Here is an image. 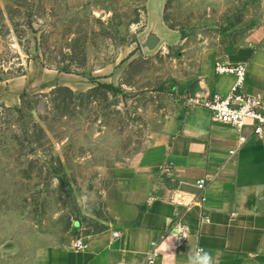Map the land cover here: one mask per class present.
<instances>
[{
    "label": "rangeland",
    "instance_id": "1",
    "mask_svg": "<svg viewBox=\"0 0 264 264\" xmlns=\"http://www.w3.org/2000/svg\"><path fill=\"white\" fill-rule=\"evenodd\" d=\"M256 5L1 2L0 94L16 104L0 103V264L107 228L114 169L160 136L202 60L235 49Z\"/></svg>",
    "mask_w": 264,
    "mask_h": 264
},
{
    "label": "crops",
    "instance_id": "2",
    "mask_svg": "<svg viewBox=\"0 0 264 264\" xmlns=\"http://www.w3.org/2000/svg\"><path fill=\"white\" fill-rule=\"evenodd\" d=\"M150 3L159 10L164 0ZM256 4L235 49L212 51L202 60L190 99L229 91L234 77L213 71L214 61L223 58L246 65L244 90L264 105V0ZM0 103L16 101L0 94ZM236 143L234 130L213 121L208 108L176 104L153 144L112 172L107 228L82 238L84 249L76 250L73 242L42 246L18 264H142L152 253L153 264H188L190 249L197 247L217 264H264V138L250 137L230 156ZM201 178L203 189L197 186ZM177 237L172 255L162 245Z\"/></svg>",
    "mask_w": 264,
    "mask_h": 264
},
{
    "label": "built area",
    "instance_id": "3",
    "mask_svg": "<svg viewBox=\"0 0 264 264\" xmlns=\"http://www.w3.org/2000/svg\"><path fill=\"white\" fill-rule=\"evenodd\" d=\"M213 71L216 76L231 75L234 82L225 95L213 92L204 101L189 99L188 102L200 104L211 112L212 120L230 126L236 136L237 143L233 149L228 151L230 156L234 155L250 137L264 138V105L263 101L256 95L249 94L244 90L246 82V65L234 63L227 59L218 58L214 61ZM248 130V132H245ZM206 185L204 178L197 181V186L203 189ZM118 232H113L117 237ZM76 250L84 249L86 244L82 238L73 241ZM154 253L150 254L142 264H153ZM118 264H134L130 262H119Z\"/></svg>",
    "mask_w": 264,
    "mask_h": 264
},
{
    "label": "clouds",
    "instance_id": "4",
    "mask_svg": "<svg viewBox=\"0 0 264 264\" xmlns=\"http://www.w3.org/2000/svg\"><path fill=\"white\" fill-rule=\"evenodd\" d=\"M179 238L181 237L175 239L170 238L162 247L170 254L174 255V252H170V249L174 248L173 240H178ZM188 264H217V262L207 250L197 247L195 249H190Z\"/></svg>",
    "mask_w": 264,
    "mask_h": 264
},
{
    "label": "trees",
    "instance_id": "5",
    "mask_svg": "<svg viewBox=\"0 0 264 264\" xmlns=\"http://www.w3.org/2000/svg\"><path fill=\"white\" fill-rule=\"evenodd\" d=\"M62 70L65 71V72H70V71H71L70 68L67 67V66H66V67L64 66V67L62 68ZM60 89H62V90L64 89V90H66V91H68L69 93L72 94V90L69 89L68 87H64V88H60Z\"/></svg>",
    "mask_w": 264,
    "mask_h": 264
}]
</instances>
